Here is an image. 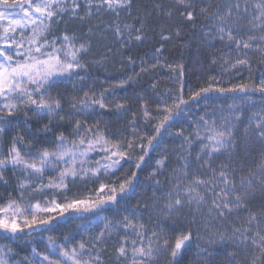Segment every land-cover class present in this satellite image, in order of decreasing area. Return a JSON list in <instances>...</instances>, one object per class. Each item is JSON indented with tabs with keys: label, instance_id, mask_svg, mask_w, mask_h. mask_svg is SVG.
<instances>
[{
	"label": "snow or ice",
	"instance_id": "obj_1",
	"mask_svg": "<svg viewBox=\"0 0 264 264\" xmlns=\"http://www.w3.org/2000/svg\"><path fill=\"white\" fill-rule=\"evenodd\" d=\"M133 2L0 0V133L19 124L15 118L21 113L25 124L33 117H47L48 123L41 129L44 132L51 131L56 118L61 128L66 125L70 129L67 134L58 129L51 144L39 147L18 135L12 138L6 153L0 151V183H7V170L22 177L18 180L17 198L0 205V241H5L0 244V264H105L106 259L112 264H181L193 245L199 249L197 256L211 255L210 249L200 243L201 230L209 232L214 221L229 217L235 221L230 233L216 230L206 243L215 244L218 238L219 243H231L250 254L248 264H264V200L259 206L250 205L257 192L264 193V76L258 82L200 88L187 100L181 88L170 93L168 99L159 97L154 109L144 100L140 119L134 113L129 121L130 139L110 135L100 128L99 121L94 126L88 124L90 113L97 106L100 109L110 106L105 103L106 93L117 95L116 88L125 87L132 78L120 80L99 95L91 90L83 91L89 67L85 57L91 52V39L67 31L54 36L55 27L65 17L84 21L101 13L116 17L121 12L131 15ZM173 8L183 9L180 16L193 28L203 19L206 23L199 24V30L210 45L219 40L236 52L235 57L221 58L222 71H239L238 65L248 66L250 70L248 54L253 51L264 62V0H202L201 4L195 0H174L167 6L154 5L158 15L168 18L173 16ZM146 27L141 20L139 27L126 23L122 29L117 23L111 30L122 41L121 47H125L130 41H143ZM176 35H180L179 30ZM161 36L165 40L170 38L163 32ZM155 52V63L144 67L145 62L141 61L140 72L172 67L166 61L161 64L160 48ZM128 59L135 65L130 56ZM177 67L182 76L183 64ZM73 81L81 82L82 96L53 95V90L61 84ZM211 91L238 95H230L232 102L226 107L214 108L212 113L204 110L188 128L180 127L175 133L179 147L171 154L167 147L162 150L164 154L148 174L159 190V195L157 191L152 194L151 207L163 221L170 223L157 221L149 229L138 217L141 202L137 200L136 205L129 206L138 186V172L150 153L159 147L160 138L168 133L175 117L190 113L192 104L207 100ZM257 95L259 101L255 99ZM65 107L70 111H65ZM114 107L127 111L123 103ZM140 120L145 124L143 135L137 127ZM152 120L157 123L152 124ZM241 125H244V153L236 157L237 131ZM149 127L153 134L148 133ZM254 144L260 145L258 154L254 153ZM92 153L99 159L91 156ZM222 155L226 159L217 164ZM172 157L174 164H170ZM125 164H134L136 170L101 182L102 177L116 176ZM48 173L54 175L44 183ZM160 176L164 179H159ZM77 179L82 183L99 182L94 195L69 197L66 194L69 182L75 183ZM37 197H42L43 202ZM32 200L36 202L31 203ZM148 207L144 204L145 209ZM185 209L187 215L182 217ZM120 213L124 215L121 217ZM75 219L82 221L75 232L64 235L62 240L48 236L42 251L33 246L21 256L13 247V243L18 244L25 236L32 238L37 230L52 232L57 220L67 223ZM93 227L98 231H92ZM114 235L119 240L113 241L115 247L108 253ZM228 256V264H240L235 251H230Z\"/></svg>",
	"mask_w": 264,
	"mask_h": 264
},
{
	"label": "trees",
	"instance_id": "obj_2",
	"mask_svg": "<svg viewBox=\"0 0 264 264\" xmlns=\"http://www.w3.org/2000/svg\"><path fill=\"white\" fill-rule=\"evenodd\" d=\"M195 2L201 4L202 0H195ZM204 2H214V0H204ZM157 3L167 6L174 3V0H134L131 15L127 12H121L120 16L116 17L112 13H108V15L101 13L99 16H93L90 20H84L83 23L69 20V23L65 25H57L60 34L67 31L69 34L75 33L82 39H87L89 37L91 39V52L85 57V59L89 61V67L87 69V78L83 82V91L91 90L99 95L104 89L115 87L120 80H128L129 77L132 78L125 87L116 88L117 95L113 96L106 93L108 99L105 103L110 106L105 109H98L91 112V119L88 120V124L93 126L99 121L101 129L108 131L110 135L119 139L131 138L132 133L129 121L133 119L134 113L137 114L136 119H140L141 107L144 100H148L154 109L159 97H162L170 90L178 92L182 88L183 96L187 100L192 92L199 91L200 88H207L210 85L213 89L231 87L233 84L248 82V78L250 82H257V78L261 79L262 76H264V62H261L259 56L252 54L249 55L251 64L250 70L248 66L238 65L237 68L239 71H237V69L222 71L221 58L227 56L235 57L233 56L234 51L225 47L219 40L215 41L214 45H210L207 42L203 33L199 30V24L206 23L202 18L197 21V27L193 28L191 24L180 16V11H183V9L173 8V16L168 18L162 14L158 15L154 10V5ZM81 11L83 12V8ZM147 12H150L151 15L145 16L144 14ZM141 20L147 25L144 30L145 38L141 42L133 40L130 41L127 46L121 47V41L118 40L113 33H106L107 30H105L102 32V38L104 39L99 36L98 31L103 30L104 27L107 29L108 27L116 26L117 23L122 29L126 23L134 24L136 27H139ZM90 28L93 30L91 33L88 31ZM177 30L180 31L179 36L176 35ZM162 32L165 36H169L170 38L167 40L163 39L161 36ZM157 48L161 49L159 54L161 64L163 65L166 61L167 64L172 67H158L147 72H140L141 61L145 62L143 65L144 67H150L151 64L155 63L157 58L155 50ZM97 50H100V52H97ZM129 56L135 61V65L129 62ZM254 57H258L259 61L255 60ZM213 59H215V63H213ZM97 61H99V63H97ZM259 63L263 67V72L260 71L261 67ZM179 64H183L182 76L178 74L180 69L177 65ZM137 73H139V75H137ZM176 74H178V79L180 80L178 83H176ZM73 83H75L76 88H73ZM73 83L61 84L59 88L53 90V95L59 93L65 97L73 95L82 96L83 91H79L81 82L73 81ZM153 85L155 87H153ZM230 95L236 96L238 94H220L216 91H211L208 93L207 100H201L199 104L193 103L190 113L186 112L185 114L175 117L174 123H172L168 133L160 138L161 142L159 147L155 151H152L150 156L146 158L142 170L138 172V186L132 194V199L129 200V206L136 205L137 200L141 202L138 217L144 222H146L144 214L146 211H142L144 209V204L149 205V207L151 206V197L154 191H157L159 195V190H157L153 182L148 179V174L155 169L156 161L164 154L162 150L167 147L171 154L174 147H179V140L175 133L180 127L188 128L187 125L190 124L191 119L196 118L191 117L193 113L199 110L203 112L207 109L208 104L210 106L218 105V107H223L224 104L232 102L229 98ZM255 99H259V95H257ZM116 103H123L127 111H118L114 107ZM212 108L213 107L208 108L207 111ZM65 111H70V109L65 107ZM155 123H157V121L152 120V124ZM242 126L243 125H241L237 131L238 149L235 153L236 157H242L244 153ZM137 127L141 135H143L142 130H145L144 121L140 120ZM51 129L52 130L48 132H52L54 135H58V129L65 131V133L69 130L66 125L61 128L58 118L52 123ZM147 131L149 134H153L150 127ZM43 136L44 135L36 136V139H38L37 141L41 140ZM136 143H139V141H136ZM253 148L254 153L258 154L260 145L254 144ZM225 159L226 157L222 155L216 163L219 164L220 161ZM174 163L175 158L172 157L170 164ZM135 170L134 164H125L124 167L117 172L116 176L108 178L102 177L101 182H107V179L115 180L117 177L122 176L125 171L130 172ZM158 178L163 180L164 176ZM98 186L99 182L87 181L82 183L77 179L75 183L69 182V189L66 194L69 197H86L94 194V190ZM164 188L166 189L167 185H164ZM262 200H264V193L257 192L255 198L250 200V205L254 207L259 206ZM146 213L156 222L152 215L148 212ZM123 215L124 213H120L121 217ZM81 222L80 219L69 220L67 223L64 220H57L53 226L52 232L37 230L32 238L25 236L18 244L13 243V247L17 248L21 256L26 252H30L31 248L35 245L38 251H42L48 236L51 235L62 240L64 235H67L69 232H75L76 226ZM234 222L233 217H229L224 221H214L210 226V231L201 234L203 240L200 241L204 247L210 249L211 255L206 257L197 256L196 253L199 249L193 245L192 250L185 254L186 258L181 261V264H204L205 260L206 264H228V260L230 259L228 253L230 251L236 252V259L240 261V264H248V260L251 257L250 254H245L243 248H235L231 243L221 244L218 242V238L215 244L210 245L206 243L210 235L216 230L230 233L231 226ZM147 224L149 227H153V224ZM94 229L98 231L96 227H94ZM86 235L87 234H85V236ZM116 238L119 240V237ZM2 243H5V241H0V244ZM107 252H112L110 246L107 248ZM105 264H112V261L105 260Z\"/></svg>",
	"mask_w": 264,
	"mask_h": 264
},
{
	"label": "rangeland",
	"instance_id": "obj_3",
	"mask_svg": "<svg viewBox=\"0 0 264 264\" xmlns=\"http://www.w3.org/2000/svg\"><path fill=\"white\" fill-rule=\"evenodd\" d=\"M105 14L108 15V13H105ZM69 20H74V21H76L78 23H83L84 22V21H81L79 19H70L68 17H65L64 21L61 22L59 24V26L60 25H65L66 23H69ZM4 23H6V22H4ZM113 27H115V26L108 27L107 29H106V27H104L103 30L98 31L99 36L102 38V32H104L105 30H107L106 33L112 34L113 32H112L111 29ZM19 31L20 30L18 29L17 30V33H16V36H17L18 39H19ZM53 35L54 36H61L62 35V34L59 33L57 26L55 27V30H54ZM102 39H104V38H102ZM120 44H122V41H121ZM100 49H104V48H100ZM97 52H100V50H97ZM251 54L258 56V54L256 52H254V51L253 52H249L248 55H251ZM233 56H236V52L235 51H234ZM254 58H255V60L259 61L258 60V57H254ZM260 67H261L260 71L263 72V67L261 66V64H260ZM257 68H258V66H257ZM176 75H177V79H178V74H176ZM257 80L259 81L260 78H257ZM178 82H180L179 79L176 81V83H178ZM248 82H250L249 78H248ZM172 91L173 90L167 91V94L163 95L162 97L165 98V99H168L170 93H175V91H173V92ZM256 100L259 101V99H256ZM226 106H227V104H224L223 107H226ZM210 107H213V108L210 109V110H208V112L209 113H212V111H213L214 108L215 109H219L222 106L218 107V105H212V106L208 105L207 106V109L210 108ZM98 109H100V108L97 106L96 107V110H98ZM207 109H205V110H207ZM198 114H202V111L199 110V111L193 113L191 117L198 118ZM15 119L18 120V121H20V123L19 124H13V125L9 126V129L7 131H5L4 133H0V151H4L6 153L7 152V148L10 145L12 138L13 137H16L18 135L25 136L26 142L31 141L32 143L36 144L37 147L43 146V145H48V144H51L53 142L54 137L56 135H54L52 132H44V131L41 130L43 128V126L48 123V118L47 117H43V118L33 117V118H31V119H29L27 121V124H25L23 122L25 120V118H24V116H23L22 113L19 114ZM193 119H191L190 123L193 121ZM243 127H244V125H243ZM25 128L27 129V131H25ZM68 131H70V129ZM142 132L144 133V130H142ZM42 135H44L43 138L41 140L37 141L38 139H36V136H42ZM90 155L91 156H95L96 159H99V156H96L95 153H92ZM51 175H54V173H48V174L45 175V177H44V183H47L48 182V178ZM21 178L22 177H18L17 175H14L11 170H7L6 171L5 180H7V183H0V205L6 204V202H8V200L10 198H12V199L17 198L18 192H19V189H18V186L17 185H18V180L21 179ZM26 195H28V193H26ZM92 195H94V194H92ZM50 198H51V195H49V199ZM37 199H40L41 202H43V198L42 197H37ZM147 200H149V199H147ZM30 202L31 203H35L36 201L35 200H32ZM152 203L153 202H151V205H152ZM142 211L143 212H145V211L148 212L156 220V222H155L146 212L144 213L145 214V217H146V222L149 223V224H153V227H149L148 226L149 229L154 228L155 225H156V223H157V221L164 222V223H170V222L163 221L162 218L157 214V212H154L153 211V209H152L151 206L148 207L147 209L144 208ZM185 212H186V214H185ZM182 214L187 215V209H185L181 213V216L182 217L185 216V215H182ZM111 218H112V216L109 213L108 214V219H111ZM102 226H103V223L100 224V227H102ZM92 231H96L94 229V227L92 228ZM203 232L204 231L201 230V233L200 234H202ZM116 237H118V236H115L114 235L112 237V240L109 241V246L111 247L112 251H113V248L115 247L113 241H116L117 240ZM77 239H79V236H77ZM162 263L163 262H161V264Z\"/></svg>",
	"mask_w": 264,
	"mask_h": 264
},
{
	"label": "bare ground",
	"instance_id": "obj_4",
	"mask_svg": "<svg viewBox=\"0 0 264 264\" xmlns=\"http://www.w3.org/2000/svg\"><path fill=\"white\" fill-rule=\"evenodd\" d=\"M154 47V46H153ZM163 60V59H162ZM150 65V64H149ZM170 70V69H169ZM175 70V69H174ZM177 78V77H176ZM178 80V79H177ZM209 83V82H208ZM162 84V83H161ZM209 85V84H208ZM199 89V88H198ZM173 92V91H172ZM70 94V93H69ZM167 94V93H166ZM167 96V95H166ZM169 98V97H168ZM156 99V98H155ZM154 104V103H153ZM209 105V104H208ZM243 127V126H242ZM52 130V129H51ZM244 140V139H243ZM172 141V140H171ZM177 147V146H176ZM175 148V147H174ZM9 182V181H8ZM11 186V185H10ZM92 194V193H91ZM7 203V202H6ZM135 204V203H134ZM150 204V203H149ZM184 211V210H183ZM186 214V212H185ZM185 214H182V215H185ZM67 231V230H66ZM44 238V237H43ZM45 239V238H44ZM36 246V245H35ZM107 260V259H106Z\"/></svg>",
	"mask_w": 264,
	"mask_h": 264
}]
</instances>
